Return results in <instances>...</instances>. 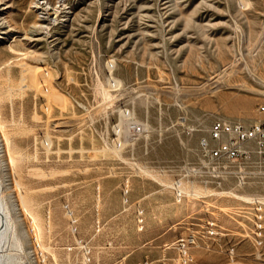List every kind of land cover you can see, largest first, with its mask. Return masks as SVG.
Here are the masks:
<instances>
[{"label": "rangeland", "instance_id": "374dc122", "mask_svg": "<svg viewBox=\"0 0 264 264\" xmlns=\"http://www.w3.org/2000/svg\"><path fill=\"white\" fill-rule=\"evenodd\" d=\"M42 1L0 0V118L21 158L0 177L38 222L12 212L14 264H171L191 232L189 264H264V214L256 245L243 195L187 172L212 120L263 117L264 0Z\"/></svg>", "mask_w": 264, "mask_h": 264}, {"label": "built area", "instance_id": "2783aa9c", "mask_svg": "<svg viewBox=\"0 0 264 264\" xmlns=\"http://www.w3.org/2000/svg\"><path fill=\"white\" fill-rule=\"evenodd\" d=\"M260 96L262 101L257 107V113L263 115L262 118L250 122L222 118L211 121L206 133L198 139L196 165L187 170L191 178L196 177L205 184L214 183L221 188L227 186L230 191L248 198L240 200L247 209H239V212L248 210L241 213L250 215V236L256 245L261 243L264 214V74L260 79ZM112 147H115V143ZM169 188L177 200L184 198L180 179L173 181ZM230 191H223L222 194L229 195ZM126 194L125 188L124 198ZM70 223L72 230H75V221ZM203 227V234L208 237L219 234L220 227L212 219L207 220ZM178 238L179 245L173 248L176 258L171 264L193 262L192 252L198 236L191 232ZM81 248L85 262L88 263L90 250L86 245H81Z\"/></svg>", "mask_w": 264, "mask_h": 264}, {"label": "bare ground", "instance_id": "6f19581e", "mask_svg": "<svg viewBox=\"0 0 264 264\" xmlns=\"http://www.w3.org/2000/svg\"><path fill=\"white\" fill-rule=\"evenodd\" d=\"M35 7L36 8H42V10H44V9L53 10V8H54V6H51V5L47 4V2H44L42 0H36ZM11 41H15V38H13ZM11 45L8 46L9 50L13 53H18V51L13 49L11 47ZM19 54H21V53H19ZM24 56H25V54H24ZM255 120H258V119H255ZM6 127L7 126H5V124L1 121V118H0V166L2 167V169L3 168L9 169V175L12 177V175H14V173H15L16 163H17L18 159L20 160L21 158H19L20 154L17 155L16 153H18V152H16L11 145V140H10V137L8 136L9 133L7 131L8 129ZM18 164H19V161H18ZM13 178H12V181L15 180ZM15 178H16V176H15ZM4 179H5L4 176H3V178L0 177V264H14L16 256L10 248L11 244H12V240H15L14 231H13V229H14L13 227L15 226V220L12 216V212L15 215H17L18 213H23L26 216H32V219L34 222H35L36 218L32 214V208H31L32 206L27 203V201H28L27 198L29 197V195L27 196V198L24 196V191L22 190L23 187H21L22 184L20 185L18 183L19 181L17 182L15 180L14 183L12 184L13 186H11V187L7 186L6 187L7 189H11L10 190L11 192L9 193L8 202L5 200L4 194H3ZM15 191H17L16 196L14 194L12 195V192H15ZM229 194H232V193L229 192ZM232 195L235 198H239L240 200L248 199L246 197H243L244 195L243 196H238L236 194H232ZM30 201H31V199H30ZM67 214L69 215V217H72V214L69 210L67 211ZM37 223L38 222H35L34 224H37ZM35 228L37 230V233H35V234L38 237L41 236L38 225ZM178 245H179V238L176 239V241L173 243L172 247L176 248Z\"/></svg>", "mask_w": 264, "mask_h": 264}]
</instances>
